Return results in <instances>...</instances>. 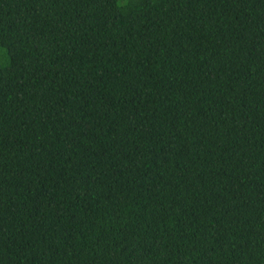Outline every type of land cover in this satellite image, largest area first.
Segmentation results:
<instances>
[{
  "label": "trees",
  "instance_id": "1",
  "mask_svg": "<svg viewBox=\"0 0 264 264\" xmlns=\"http://www.w3.org/2000/svg\"><path fill=\"white\" fill-rule=\"evenodd\" d=\"M0 264H264V0H0Z\"/></svg>",
  "mask_w": 264,
  "mask_h": 264
}]
</instances>
